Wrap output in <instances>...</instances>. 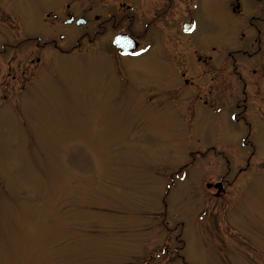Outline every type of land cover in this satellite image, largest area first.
Segmentation results:
<instances>
[{"label": "rangeland", "instance_id": "obj_1", "mask_svg": "<svg viewBox=\"0 0 264 264\" xmlns=\"http://www.w3.org/2000/svg\"><path fill=\"white\" fill-rule=\"evenodd\" d=\"M239 1L115 55L43 21L66 0H0V264H264V0Z\"/></svg>", "mask_w": 264, "mask_h": 264}, {"label": "flooded vegetation", "instance_id": "obj_2", "mask_svg": "<svg viewBox=\"0 0 264 264\" xmlns=\"http://www.w3.org/2000/svg\"><path fill=\"white\" fill-rule=\"evenodd\" d=\"M74 2L75 0H66V4L64 5L65 13L62 17L61 15L64 9L63 11H56L53 8H50L45 13L43 12L45 17H43V21L48 22L51 25L52 30H54V28L58 25L60 19L62 23H64L65 20L69 19L70 17H73L74 19L82 18L84 20V24L81 25L82 28H89V30L86 29L85 31H83L79 38L81 37L82 41H87V43H92L101 34H106L109 32L111 33V35L113 34V37L116 34H128L138 43H140L144 38H147L149 44H151L150 40L153 39L151 38V36L160 38L161 35H164L165 37L162 38H164L165 40L171 41L172 44L181 45L182 36L181 33L177 31L179 29L178 24L181 23V32L183 31V33H192L196 26V14L195 12H193V8L195 4L197 5L201 4V2L203 3V0H128V2L127 0H121L118 3H116L114 0H82V2H84L82 6L84 7L81 10L82 13L78 16L67 10ZM112 3L114 4V6H112ZM231 4L233 12L235 14H239L240 10L238 9L240 6V1L231 0ZM261 11L264 13V6H262ZM254 21H258L260 24H262L264 23V17L257 16L255 20H251V22L248 21L251 29L256 30L257 33L256 36H253L254 40L252 41V46L254 47V45L257 44V50L264 51V49H262V46H260V30L258 29ZM141 22H146L145 26H142ZM67 25H75V22ZM88 25L89 27H87ZM188 25H193L190 32H188ZM168 27L171 28L173 33L164 32V29H168ZM4 31L7 34L9 33L6 28H4ZM4 31L1 30L0 34L4 35ZM28 33L32 34L36 32H34L33 30L26 31L22 26L20 34L23 36L25 35V37H27L25 39L36 38V40H38L37 43L34 39L31 40H34L36 44V46L34 47L35 50L36 48L39 49V46H41L39 44L40 37L37 35L36 37H30L27 35ZM51 33L52 35L49 41L45 42L41 46V49H44L45 46L49 44L52 45V47L62 51L63 48L59 47V43L55 38V32L52 31ZM22 42L23 40L18 41L15 46H18L19 44L21 45ZM105 42L110 45V43H108V40L105 39ZM7 44L8 43H3L0 46L3 50H5V46ZM78 45H80V43ZM138 49L139 47L134 52H136ZM107 50L111 51L112 54L115 55L119 54L120 52L119 49L115 47L107 48ZM171 51L172 50L168 51L166 55L168 56V53ZM256 51H254L253 53L255 54ZM233 52L236 53L229 54L231 55L230 57L232 58V61L235 60V54L240 51L235 50ZM244 53L246 52H243V55ZM169 54L172 55L173 53ZM247 55L252 56L249 53ZM176 56H178V54H176ZM175 64L177 66V63ZM239 76L242 77L240 73ZM244 89V93H246V85H244ZM247 98L248 97H246V99ZM245 101L246 100H244V102ZM244 104L246 110L248 106L246 105V103Z\"/></svg>", "mask_w": 264, "mask_h": 264}, {"label": "water", "instance_id": "obj_3", "mask_svg": "<svg viewBox=\"0 0 264 264\" xmlns=\"http://www.w3.org/2000/svg\"><path fill=\"white\" fill-rule=\"evenodd\" d=\"M114 44L123 51H132L137 47V44L127 35L115 37Z\"/></svg>", "mask_w": 264, "mask_h": 264}]
</instances>
